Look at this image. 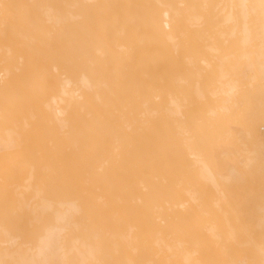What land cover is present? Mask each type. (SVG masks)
<instances>
[{
	"label": "bare ground",
	"instance_id": "obj_1",
	"mask_svg": "<svg viewBox=\"0 0 264 264\" xmlns=\"http://www.w3.org/2000/svg\"><path fill=\"white\" fill-rule=\"evenodd\" d=\"M225 154L264 174V0H0V264H227Z\"/></svg>",
	"mask_w": 264,
	"mask_h": 264
},
{
	"label": "rangeland",
	"instance_id": "obj_2",
	"mask_svg": "<svg viewBox=\"0 0 264 264\" xmlns=\"http://www.w3.org/2000/svg\"><path fill=\"white\" fill-rule=\"evenodd\" d=\"M227 149H228L227 147L224 148L225 151ZM226 156L227 154H225V157L223 156L221 158V165H220V168L222 167L221 175L224 177L221 176L222 178H220L219 180L220 184L222 185V189L224 188L223 189L224 194H222L224 198L222 199L220 197V200L221 199L222 200L219 205L220 206L222 205L221 208L222 210H224L223 215L225 214L224 217L225 220H221L223 219L222 217L218 221V224L221 225L222 227L221 235L223 234L225 235L224 236L225 240L228 239L227 236L229 235L232 236L234 235L233 237L237 236L235 237V239H232L231 236L229 237V239L231 238V243L229 244L230 246L227 244L228 242L226 243V245H228L227 247H230V249H228L229 255L227 256L226 261L227 264H231L234 258L235 257L239 258L240 255L242 256L240 257L242 258L241 260H245V258L247 259L248 257L250 258L251 251L249 252L247 251L249 254L247 252L243 253L242 251V249L247 248L244 245L245 242L247 241L254 242L256 240V242L259 241L264 244V176H263L264 171L262 172L263 175L258 174V171L256 170V168H258L257 165L254 171L255 173L253 172L252 175V171H250L249 174L248 170L244 168L243 162H239L240 164L238 163V160L240 161L241 159H234V160L232 159L231 161V158H227L228 156L227 157ZM234 167L236 169H239L238 171H241L239 172L240 174L238 175L240 177L239 180L228 178V181H226L225 175L229 174L230 169ZM242 168L244 170H242ZM223 178L226 182L221 180ZM219 205L217 206L219 207ZM217 206L216 208L218 209ZM214 207L215 206L213 207L210 206V209ZM216 208L212 210L215 211ZM217 209L216 211H218ZM219 214L221 215V213ZM220 215L219 217H221ZM224 222L226 225H224ZM260 223L262 224L260 225ZM225 226L228 227L231 226V230L229 229L230 231L229 230L228 231L231 232L232 230L235 229L234 232H231V234L229 233V235H227L226 232H228L227 231L228 227ZM240 229L244 230V232L241 231ZM237 240H239L238 243ZM239 243L241 245H238ZM245 255L247 256L245 257ZM248 259L247 262L249 263L250 260L248 261Z\"/></svg>",
	"mask_w": 264,
	"mask_h": 264
}]
</instances>
